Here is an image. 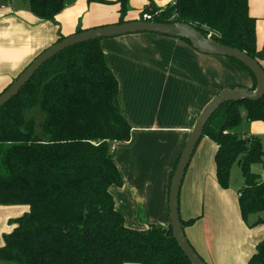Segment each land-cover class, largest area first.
I'll list each match as a JSON object with an SVG mask.
<instances>
[{"label": "trees", "instance_id": "1", "mask_svg": "<svg viewBox=\"0 0 264 264\" xmlns=\"http://www.w3.org/2000/svg\"><path fill=\"white\" fill-rule=\"evenodd\" d=\"M26 1L35 17L57 25L55 19L68 0ZM128 1H120L119 24L128 23ZM145 14L160 24L191 25L203 37L211 35L217 43L246 53L262 66L264 50L257 46V19L250 16L249 0H176L164 9L147 8L137 21H143ZM65 39L60 32L55 44ZM102 41L79 44L56 55L0 109V206L30 209L11 222L14 229L4 236L0 261L191 264L174 239L171 225L162 228L147 223L144 230L129 229L115 207L111 189L121 187L123 179L110 145L128 143L131 127L120 110L119 83L106 63ZM229 60L256 81L249 68ZM255 89L256 85L251 91ZM244 121L264 123V97L224 104L207 122L203 138L218 147L216 175L222 189L230 188L232 168L239 165L244 179L239 206L248 223L250 216L264 212V183L261 175L252 172L253 166H264V149L258 137L237 132ZM196 222L181 218L184 231ZM262 223L259 220L251 227ZM248 264H264V240Z\"/></svg>", "mask_w": 264, "mask_h": 264}, {"label": "crops", "instance_id": "2", "mask_svg": "<svg viewBox=\"0 0 264 264\" xmlns=\"http://www.w3.org/2000/svg\"><path fill=\"white\" fill-rule=\"evenodd\" d=\"M105 1L68 0L54 25L35 17L28 5L1 0L0 94L55 45L60 32L68 38L79 29L118 25L121 0ZM175 2L129 0L125 21L139 20L149 7L164 9ZM249 12L257 19L258 49L264 50V0H249ZM101 47L118 80L120 110L131 127L128 143L110 145L123 179L121 187L111 189L115 207L129 229L144 230L147 223L168 228L173 172L199 116L222 93L235 88L252 90L257 82L228 58L202 54L177 38L128 35L105 39ZM261 64L264 67V61ZM237 132L264 142V123L244 121ZM217 149L209 138L198 144L182 184L180 216L184 221L197 219L185 234L206 264H248L264 240V223L252 228L243 221L239 207L243 187L230 182L224 190L218 184ZM261 167L254 168L256 174L264 171ZM140 209L145 223L140 220ZM29 210L0 206V248L4 236L14 229L11 222ZM259 215L257 219L264 220V212Z\"/></svg>", "mask_w": 264, "mask_h": 264}, {"label": "water", "instance_id": "3", "mask_svg": "<svg viewBox=\"0 0 264 264\" xmlns=\"http://www.w3.org/2000/svg\"><path fill=\"white\" fill-rule=\"evenodd\" d=\"M63 1V0H62ZM137 34H153L187 40L198 52L234 59L249 68L256 77L257 87L254 91L235 88L226 91L211 101L203 110L198 121L182 151L170 187V219L173 237L177 241L184 255L191 264H206L189 243L180 217V193L186 171L192 157L203 138L204 128L210 118L227 103H241L244 101L255 102L264 97V69L260 63L249 57L246 53L223 46L212 38L203 37L193 26L184 23L160 24L156 22L135 21L118 25L106 26L90 31H84L66 38L43 52L34 62L18 77V79L0 96V109L17 97L20 91L29 83L37 71L49 60L68 48L79 44L105 40Z\"/></svg>", "mask_w": 264, "mask_h": 264}, {"label": "rangeland", "instance_id": "4", "mask_svg": "<svg viewBox=\"0 0 264 264\" xmlns=\"http://www.w3.org/2000/svg\"><path fill=\"white\" fill-rule=\"evenodd\" d=\"M1 1V0H0ZM13 2H15V3H17V4H20L21 6H23V5H28V2L26 1V0H12ZM29 6V5H28ZM33 113H35V111H33ZM35 117H37L38 119L40 118L39 117V113H35ZM37 122H38V120H37ZM204 141V140H203ZM202 141V142H203ZM263 143V149H264V142H262ZM256 167V169L258 168V167H261V165L260 164H258V165H255V166H253L252 167V172L253 173H255L256 174V172H255V170H254V168ZM262 168V167H261ZM259 175V174H258ZM231 182H232V184L234 185L233 187H237V186H235V185H239L240 186V188H242L243 187V185H244V179H243V177H242V173H241V170H240V167H239V165L238 164H235L234 166H233V168H232V172H231ZM241 190V189H240ZM2 207H12V206H2ZM13 207H15V206H13ZM21 207H23V206H21ZM24 207H27V206H24ZM240 207V206H239ZM140 211L142 212L141 213V215L143 214V209H140ZM29 212V211H28ZM27 212V213H28ZM241 212V211H240ZM26 213H24V214H22V216H24ZM256 218L254 221H251L253 218ZM258 217H260V215L259 214H257V215H252V216H250L249 217V219H248V223H246V224H248V226H252V225H254V224H257V222L259 221V219H257ZM260 225V224H259ZM11 226H13V225H11ZM252 228H254V227H252Z\"/></svg>", "mask_w": 264, "mask_h": 264}, {"label": "built area", "instance_id": "5", "mask_svg": "<svg viewBox=\"0 0 264 264\" xmlns=\"http://www.w3.org/2000/svg\"><path fill=\"white\" fill-rule=\"evenodd\" d=\"M4 7L2 6L1 9H3ZM153 17L151 14H145L143 15V21H147V22H154L153 21ZM211 38V35L208 37ZM261 180L264 183V171L261 173ZM241 196V195H240Z\"/></svg>", "mask_w": 264, "mask_h": 264}]
</instances>
